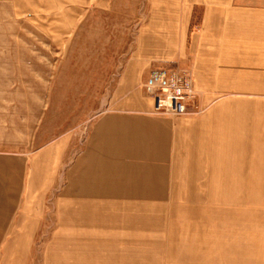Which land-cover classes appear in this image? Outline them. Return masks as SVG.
I'll return each instance as SVG.
<instances>
[{
  "label": "rangeland",
  "instance_id": "rangeland-1",
  "mask_svg": "<svg viewBox=\"0 0 264 264\" xmlns=\"http://www.w3.org/2000/svg\"><path fill=\"white\" fill-rule=\"evenodd\" d=\"M151 1L0 0V185L16 195L4 233L21 237L0 243V264H264V189L238 194L219 178L182 184L135 160L112 163L130 179L110 184L112 170L96 163V125L125 105L117 95ZM157 66L165 77L187 73L196 94L191 115L153 116L207 111L190 65ZM144 74L139 89L154 100ZM254 85L246 97L223 92L216 106L247 107L254 120ZM228 118L226 135L241 139L242 116Z\"/></svg>",
  "mask_w": 264,
  "mask_h": 264
},
{
  "label": "crops",
  "instance_id": "crops-1",
  "mask_svg": "<svg viewBox=\"0 0 264 264\" xmlns=\"http://www.w3.org/2000/svg\"><path fill=\"white\" fill-rule=\"evenodd\" d=\"M249 2L255 4L254 8L239 5ZM151 3L154 6L147 12L151 21L141 33L137 57L129 62L117 95L125 105L96 125L91 142L95 143L91 147L98 158L96 163L102 165V172L112 170V176L107 177L112 180L108 181L110 184L122 185L119 178L130 179L128 174L119 173V169L117 176L112 163L131 164L135 160L151 169L157 167L161 174L154 177H174L182 184L194 179L219 178L229 179L231 186L239 189L238 194L264 189V165H261L264 104L260 100H264V0H153ZM196 20L200 22L198 31L191 29ZM179 59L191 66L196 90L206 93L207 111L191 118L155 117L154 100L141 92L140 79L145 73L144 83L162 81L165 70L157 64ZM248 83L255 84L254 120L249 117L252 110L247 107L231 110L216 106V100L225 91L238 88L239 95L246 97ZM232 114L242 116L240 128H236L241 139L226 135L232 134L234 119L224 118ZM224 120L229 128H220ZM235 153L240 155L237 157ZM3 186L0 185V243H14L21 237L4 232L10 225L16 195ZM247 255L244 262L251 263L246 260Z\"/></svg>",
  "mask_w": 264,
  "mask_h": 264
},
{
  "label": "built area",
  "instance_id": "built-area-1",
  "mask_svg": "<svg viewBox=\"0 0 264 264\" xmlns=\"http://www.w3.org/2000/svg\"><path fill=\"white\" fill-rule=\"evenodd\" d=\"M146 91L154 93L156 113L175 117L192 114L189 104L196 93L187 73L179 70L170 71L162 81L151 82L146 87Z\"/></svg>",
  "mask_w": 264,
  "mask_h": 264
}]
</instances>
